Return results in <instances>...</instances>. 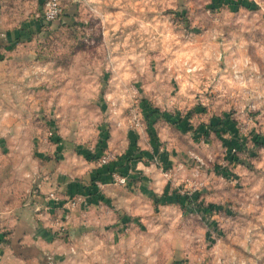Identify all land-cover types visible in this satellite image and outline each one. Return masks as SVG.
I'll return each mask as SVG.
<instances>
[{
	"label": "rangeland",
	"instance_id": "1",
	"mask_svg": "<svg viewBox=\"0 0 264 264\" xmlns=\"http://www.w3.org/2000/svg\"><path fill=\"white\" fill-rule=\"evenodd\" d=\"M44 5L0 0V223L63 153L204 198L124 199L108 241L80 230L72 258L30 264H264V0H61L53 22Z\"/></svg>",
	"mask_w": 264,
	"mask_h": 264
},
{
	"label": "crops",
	"instance_id": "2",
	"mask_svg": "<svg viewBox=\"0 0 264 264\" xmlns=\"http://www.w3.org/2000/svg\"><path fill=\"white\" fill-rule=\"evenodd\" d=\"M217 120L226 123L221 118ZM223 124L211 129H224L226 127ZM62 156L57 161L52 160L55 164L38 171V189H27L31 190L29 200V197H22L24 193L27 195L26 189L23 192L10 189L13 201L5 205L11 215L9 224L8 221L0 223V264H30L31 261H40L44 253L50 257L51 249L56 260L60 261L65 255L72 258V252L76 251L73 240L80 230H83L88 241L92 238L108 241V235L104 233L107 227L116 234L129 218L121 215L122 207L128 202H124V199L130 200L127 206L131 211L135 210L141 195L166 208L181 206L177 203V194L183 193L181 189H121L114 181L113 173L120 170L124 174L131 164L135 165V160L122 159L116 165L111 162L96 165L95 161L80 160L82 166H79L69 165L75 161L64 153ZM139 163L140 160L136 163V169L133 168V173L128 175L127 184H134L132 181L142 172L140 169L143 167ZM187 194L195 197V203L204 198L198 191ZM60 241L69 246L67 252L64 250L66 254L62 251L55 253L52 248Z\"/></svg>",
	"mask_w": 264,
	"mask_h": 264
},
{
	"label": "built area",
	"instance_id": "3",
	"mask_svg": "<svg viewBox=\"0 0 264 264\" xmlns=\"http://www.w3.org/2000/svg\"><path fill=\"white\" fill-rule=\"evenodd\" d=\"M62 5L61 0H45L44 10H43V19L46 22H53L59 18V16L62 14ZM131 122L135 126H140L141 122L139 119V115L134 111L133 117L131 119ZM101 162L104 164H109L111 162L109 156H104L101 158ZM114 180L117 183H126L127 177L125 175H121L119 172L113 173ZM75 200L73 201V204H75ZM196 203H192V205H195Z\"/></svg>",
	"mask_w": 264,
	"mask_h": 264
},
{
	"label": "trees",
	"instance_id": "4",
	"mask_svg": "<svg viewBox=\"0 0 264 264\" xmlns=\"http://www.w3.org/2000/svg\"><path fill=\"white\" fill-rule=\"evenodd\" d=\"M223 124L222 122L217 123L216 125ZM226 132V131H224ZM196 199L193 195L187 193H178L177 194V203H179L183 208H187L189 204L195 203ZM215 208V205H210L207 210L210 211ZM207 211V212H208Z\"/></svg>",
	"mask_w": 264,
	"mask_h": 264
}]
</instances>
